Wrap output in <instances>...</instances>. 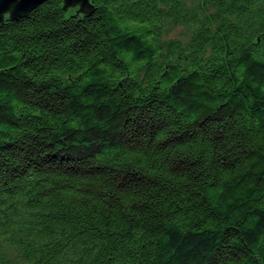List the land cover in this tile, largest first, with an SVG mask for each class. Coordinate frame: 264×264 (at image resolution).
<instances>
[{
    "label": "trees",
    "instance_id": "obj_1",
    "mask_svg": "<svg viewBox=\"0 0 264 264\" xmlns=\"http://www.w3.org/2000/svg\"><path fill=\"white\" fill-rule=\"evenodd\" d=\"M90 4L0 23V264H264V0Z\"/></svg>",
    "mask_w": 264,
    "mask_h": 264
},
{
    "label": "water",
    "instance_id": "obj_2",
    "mask_svg": "<svg viewBox=\"0 0 264 264\" xmlns=\"http://www.w3.org/2000/svg\"><path fill=\"white\" fill-rule=\"evenodd\" d=\"M45 0H0V23L5 19L16 20L41 4ZM63 8H74L77 12L87 13L90 0H62Z\"/></svg>",
    "mask_w": 264,
    "mask_h": 264
},
{
    "label": "rangeland",
    "instance_id": "obj_3",
    "mask_svg": "<svg viewBox=\"0 0 264 264\" xmlns=\"http://www.w3.org/2000/svg\"><path fill=\"white\" fill-rule=\"evenodd\" d=\"M180 31H181L180 28L176 29L175 31L172 32V36H178Z\"/></svg>",
    "mask_w": 264,
    "mask_h": 264
}]
</instances>
